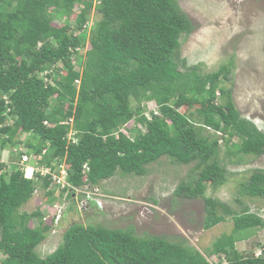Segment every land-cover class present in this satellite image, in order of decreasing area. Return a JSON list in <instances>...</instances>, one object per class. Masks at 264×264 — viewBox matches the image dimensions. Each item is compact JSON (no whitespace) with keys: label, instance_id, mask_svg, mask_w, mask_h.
<instances>
[{"label":"trees","instance_id":"16d2710c","mask_svg":"<svg viewBox=\"0 0 264 264\" xmlns=\"http://www.w3.org/2000/svg\"><path fill=\"white\" fill-rule=\"evenodd\" d=\"M93 9L99 19L88 32ZM194 28L178 0H0V151L23 143L17 134H28L36 142L26 140L25 150L12 155L65 162L77 187L100 185L119 171L144 176L163 157L176 165L193 163L197 173L183 179L175 195L203 198L205 228L229 217L234 226L205 253L166 236H139L132 227L74 223L43 257L38 247L55 217L20 208L52 180L25 178L0 162V264H264V245L260 256L236 247L264 228V217L248 205L238 210L206 195L209 185L228 181L220 140L225 157L239 155V162L264 153V131L241 113L224 85L232 61L204 73L182 58V37ZM149 103L148 116L143 111ZM196 104L204 108L202 125L193 121ZM208 127L215 132L206 133ZM71 129L77 142L68 138ZM55 193L46 192L50 200L58 199ZM239 194L264 200V169H253Z\"/></svg>","mask_w":264,"mask_h":264},{"label":"rangeland","instance_id":"374dc122","mask_svg":"<svg viewBox=\"0 0 264 264\" xmlns=\"http://www.w3.org/2000/svg\"><path fill=\"white\" fill-rule=\"evenodd\" d=\"M182 9L194 24V30L182 37V58L188 65H198L202 72L217 70L221 65L233 62L232 72L225 86L232 89V96L241 113L252 119L264 131V0H178ZM98 12L89 13V32ZM61 21L58 22L60 24ZM72 23H74L72 21ZM62 24V23H61ZM81 32V31H80ZM78 32V33H80ZM183 68V67H182ZM52 81V80H51ZM145 115L150 114L152 104ZM193 121L197 125L204 122V108L200 104L191 107ZM188 111L182 106L181 111ZM199 111V112H198ZM138 116V115H136ZM131 121L128 126H133ZM127 126V127H128ZM215 132L207 129L206 133ZM221 135V133H217ZM17 138L36 142V138L19 133ZM238 140L237 137L233 141ZM10 145L0 151L2 161L16 159L11 150L25 146ZM220 156L227 165L228 181L219 187L209 185L206 195L221 199L234 209L241 210L248 205L264 217V200L250 199L239 194L240 183L247 179L253 169H264V153L261 156L245 155L237 162L239 155L225 157L227 146L220 140ZM231 143V142H230ZM15 157V158H13ZM194 164L176 165L167 157L149 166L144 176L125 175L120 171L99 186L107 196L103 208L96 201H86L84 195H77L62 201L59 189L52 188L58 199L50 200L46 194L49 188L39 185L33 197L24 204L21 212L33 213L40 210L50 217L54 206L61 204L63 213L56 223V229L39 245L38 252L45 257L52 253L63 241L64 232L74 223L102 224L110 228L128 229L132 227L139 236H166L170 240L184 242L207 252L213 242L233 230V221H227L207 229L204 227L205 206L203 198L189 199L175 195L174 191L183 180H188ZM51 190V189H50ZM240 198L241 202L236 201ZM264 228H259L251 238L236 244L241 254L262 255ZM1 259V258H0ZM216 263L218 256L210 257ZM226 264L227 261L223 260Z\"/></svg>","mask_w":264,"mask_h":264},{"label":"built area","instance_id":"2783aa9c","mask_svg":"<svg viewBox=\"0 0 264 264\" xmlns=\"http://www.w3.org/2000/svg\"><path fill=\"white\" fill-rule=\"evenodd\" d=\"M7 101H9L7 99ZM10 108H8L5 112L6 116L8 118H12V114L9 112ZM1 116V114H0ZM68 138L74 142L78 141V137L76 136V131L74 129H71L70 132L68 133ZM24 146L25 143L23 144ZM20 150H25V147ZM42 157H37L35 156L34 153H25L23 154L22 158L20 160L17 159H7L5 161H2V157L0 156V162H4L6 164H10L12 166H16V168L22 170L24 172V176L26 178H34V179H40L41 177H46L50 176L52 180V184L58 186L59 190H66V193L64 195V200L66 199L68 193L72 190L82 191L80 188L72 185L68 180H67V168L65 162L60 163V162H54L52 164H46L42 162ZM9 171H11V168H8ZM95 191H90L86 190L85 192L87 193L88 197H91L93 194H98L99 189L95 188ZM98 203L102 205V201L97 199ZM62 205L58 204L55 205V209L57 212L56 215V222H58L60 215L62 213Z\"/></svg>","mask_w":264,"mask_h":264},{"label":"clouds","instance_id":"9594fccd","mask_svg":"<svg viewBox=\"0 0 264 264\" xmlns=\"http://www.w3.org/2000/svg\"><path fill=\"white\" fill-rule=\"evenodd\" d=\"M209 128V127H208ZM209 129H211V128H209ZM76 131V130H75ZM77 133V132H76ZM74 142V141H73ZM16 168V167H15ZM5 169H6V167H5ZM16 169H18V168H16ZM4 170V169H3ZM2 170V171H3ZM7 170V169H6ZM13 170H15L14 168H11V171H13ZM8 171H9V169H8ZM22 171V170H21ZM23 172V171H22ZM24 173V172H23ZM25 177V176H24ZM26 178V177H25ZM28 179H34V178H28ZM35 180H38V179H35ZM67 180H68V177H67ZM69 181V180H68ZM70 182V181H69ZM71 183V182H70ZM72 184V183H71ZM73 185V184H72ZM75 186V185H74ZM53 187H56V189H59L58 188V186H56V185H54V184H51V186L49 187V190L50 189H52ZM77 187V186H76ZM78 188H80L82 191H76V190H72V191H70V193H73V197L75 198V199H78L77 198V195H84L85 197H86V201L85 202H88V201H96L97 202V206H99L100 208H103V206H104V203H103V200H104V198L107 196L106 194H104L102 191H101V188H100V186L99 185H90V184H86V185H84V186H82V187H78ZM95 188H98L99 189V191H98V194H93L91 197H88V195H87V193L85 192L86 190H90V191H95L94 189ZM60 191H62V190H60ZM60 191H59V193H60ZM65 193H66V190H65V192H64V194H63V197H62V201H64L63 199H64V195H65ZM68 196V195H67ZM99 198V200H101L102 201V205L101 204H99L98 203V201H97V199ZM64 203H65V201H64ZM56 211V209H55V206H54V213L53 214H51L50 215V217L51 216H54L55 217V226H54V228L53 229H56V215H57V212H55ZM65 211V210H64ZM63 210H62V213L64 212ZM61 213V214H62ZM50 217H48V216H46L45 217V219L46 220H48V218H50ZM61 220V217L59 218V220L58 221H60ZM52 229V230H53Z\"/></svg>","mask_w":264,"mask_h":264}]
</instances>
